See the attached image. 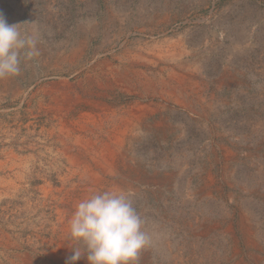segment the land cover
Returning <instances> with one entry per match:
<instances>
[{"label":"rangeland","instance_id":"374dc122","mask_svg":"<svg viewBox=\"0 0 264 264\" xmlns=\"http://www.w3.org/2000/svg\"><path fill=\"white\" fill-rule=\"evenodd\" d=\"M0 14L39 50L0 79V237L12 246L0 264H21L17 253L49 264L91 186L62 127L122 125L136 102L152 112L100 189L128 193L145 221L151 243L136 264H264V0H0ZM102 92L114 114L80 119Z\"/></svg>","mask_w":264,"mask_h":264},{"label":"clouds","instance_id":"9594fccd","mask_svg":"<svg viewBox=\"0 0 264 264\" xmlns=\"http://www.w3.org/2000/svg\"><path fill=\"white\" fill-rule=\"evenodd\" d=\"M9 25L0 14V79L20 73L21 58L39 55L38 36ZM145 221L128 193L106 190L77 203L70 220L73 247L70 264L86 254L88 264H136L140 252L151 243Z\"/></svg>","mask_w":264,"mask_h":264},{"label":"bare ground","instance_id":"6f19581e","mask_svg":"<svg viewBox=\"0 0 264 264\" xmlns=\"http://www.w3.org/2000/svg\"><path fill=\"white\" fill-rule=\"evenodd\" d=\"M137 58L138 60H143L144 63L147 62L153 63L155 60L153 56H148V55L147 56L139 55ZM134 73L135 72L130 70H117V69L110 70V75L113 79H115V81L121 83H127L130 85L134 81L133 79L135 77ZM137 79L141 86L140 92L142 96L148 97L150 96V94L152 95L154 94L155 92L154 85L150 83V79H148L147 77L141 80L140 78ZM185 80L188 81V83L190 82V84L192 83L191 79H185ZM181 81H184L183 76L181 77ZM180 94L181 93H179L178 91H173L171 94H169V96H172V98L177 103H183V100L181 98L182 96ZM105 97H107L106 94L102 92L101 94L99 93L95 96V100L98 101H93V100L88 101L87 102L88 107L91 106L93 109H90L89 114L84 113L79 118L80 119L98 118L99 117L98 114H92V112L95 111L96 109L104 113L110 112L111 114H114L113 113L114 110L112 109L111 106L106 105L102 101H99ZM151 112H152V106L150 104H142L136 102L129 105L127 111L124 112L126 117L129 118L128 119L129 121H118V122H122L123 123L122 125L115 126V123L112 122V124L109 127H107L106 129L100 132H97L92 129L84 128V126L87 125L88 123H92L93 125H96L97 121H80V123H76L73 126L62 127V131L64 132V135L67 139H71V137H73L74 143H72V147H74L77 150L76 153H70L69 150L70 148H67L66 149L67 153H65V155L68 157V159L71 161L72 164L81 166L84 175L87 176V178L91 182V186L88 189H83L80 198L72 203L71 209L73 213L75 211V207L78 202H80L81 200L85 199L86 197L94 193L101 192L100 189H102L101 187L103 186L105 179L109 176L119 174L121 171V168H119L120 165L123 168L126 166L125 165L126 155L124 151H125L126 142L130 138L128 132L139 130V128L142 127L144 123L143 120L149 114H151ZM83 134L86 136H84ZM111 135H118V137H116L113 141L110 140ZM103 137L108 140V143L106 144L104 143L103 148L97 147L98 143L102 144L100 142L101 141L100 138ZM91 152H93L92 156L88 157V155ZM62 204L65 205V202H62ZM247 231L249 234V243L253 244L252 233L251 231H249V229H247ZM64 232L65 234H64V238H62L61 241L62 242L60 246L61 248L57 251L55 256L48 259L47 263L52 264L54 261H57L59 264H68L71 261L70 251L74 247V242L70 238V223L65 228ZM0 238H3L5 242V243L2 242L3 244L0 243V246H2V248L8 252L11 251L12 246L10 242H8L4 236ZM14 250L18 252V248L14 247ZM12 255L14 257H17V259L20 260L21 264H35L34 261L31 258H29L27 255L18 256V253L16 255L15 254ZM83 262H84L83 258L77 261L78 264H83Z\"/></svg>","mask_w":264,"mask_h":264}]
</instances>
